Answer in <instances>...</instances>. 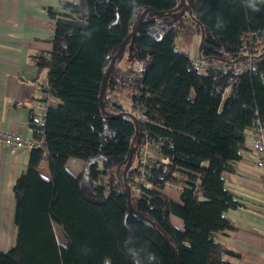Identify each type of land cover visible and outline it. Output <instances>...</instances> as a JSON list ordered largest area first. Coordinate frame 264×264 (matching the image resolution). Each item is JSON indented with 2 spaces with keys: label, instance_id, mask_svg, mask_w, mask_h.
<instances>
[{
  "label": "trees",
  "instance_id": "1",
  "mask_svg": "<svg viewBox=\"0 0 264 264\" xmlns=\"http://www.w3.org/2000/svg\"><path fill=\"white\" fill-rule=\"evenodd\" d=\"M185 1L190 10L176 8L180 0H69L47 8L52 49L35 61L60 103L47 106L43 127L32 125L43 143L29 150L15 180V240L0 251V264H177L163 234L181 264H233L216 237L231 226L227 209L240 205L223 173L233 170L256 119L264 123V3L253 10L251 0ZM148 7L154 10L107 78L103 110L110 59ZM183 28L200 35L205 72L178 49ZM129 49L141 63L132 74L118 64ZM240 64L247 67L237 72ZM118 86H128V107L107 98ZM143 143L157 155L142 173ZM71 157L83 161L78 175L67 167ZM42 161L48 178L39 172ZM126 184L147 219L130 210ZM166 184L180 201L162 192Z\"/></svg>",
  "mask_w": 264,
  "mask_h": 264
},
{
  "label": "crops",
  "instance_id": "2",
  "mask_svg": "<svg viewBox=\"0 0 264 264\" xmlns=\"http://www.w3.org/2000/svg\"><path fill=\"white\" fill-rule=\"evenodd\" d=\"M60 1L69 0H0V131L21 133L33 137L30 125L31 105L44 99L47 105H57L60 100L38 88L47 82V69L35 61L37 54H47L52 49L54 19L47 8L56 7ZM192 34L181 31L177 46L184 52L192 47ZM197 50L193 56L197 55ZM251 132L247 131L245 147L240 158L233 163V170L223 173L225 185L237 196L240 205L229 208L226 215L230 227L217 233L221 245L229 252L224 259L233 264H264V199L259 170L251 150ZM154 150V149H153ZM154 155H157L154 150ZM29 150L11 153L0 143V251L14 245L15 198L13 186L16 178L26 169ZM68 169L78 175L83 161L71 157ZM39 172L49 177L47 163L39 164ZM162 192L180 201L177 189L165 185ZM177 228L183 227L182 219L170 215Z\"/></svg>",
  "mask_w": 264,
  "mask_h": 264
},
{
  "label": "built area",
  "instance_id": "3",
  "mask_svg": "<svg viewBox=\"0 0 264 264\" xmlns=\"http://www.w3.org/2000/svg\"><path fill=\"white\" fill-rule=\"evenodd\" d=\"M185 53L189 54L186 50ZM191 64L193 68L200 72H205L207 70L206 63H203L197 55L190 56ZM247 66L245 64H240L236 67L237 72L245 69ZM38 88L42 91H46V83H41ZM47 102L44 99L36 100L31 105L30 114V125L36 127H43L45 123V115L47 110ZM141 119L144 116L141 115ZM256 126L250 130L251 132V150L255 154L254 163L259 170V177L263 187V199H264V123L259 119H256ZM33 129V128H32ZM0 143L9 148L11 153H16L20 150H30L34 146H39L43 143V140L36 139L34 137H26L21 133L0 131ZM148 143H143L139 153L137 165L141 168L143 173L145 164L150 163L151 156L149 155ZM161 161H166L162 158ZM150 165V164H149ZM264 201V200H263Z\"/></svg>",
  "mask_w": 264,
  "mask_h": 264
},
{
  "label": "water",
  "instance_id": "4",
  "mask_svg": "<svg viewBox=\"0 0 264 264\" xmlns=\"http://www.w3.org/2000/svg\"><path fill=\"white\" fill-rule=\"evenodd\" d=\"M181 6H185L188 10H190V6L188 5V3L185 1V0H180L179 4L177 5L176 8L178 7H181ZM154 9L153 8H145L142 13L140 14L138 20L136 21L135 25L133 26L132 30L126 35V37L123 39L119 49L117 50V52L115 54L112 55L111 59H110V62H109V65L104 73V76H103V80H102V83H101V86H100V94H99V102H100V106L101 108L104 110V107H103V94H104V90H105V87H106V84H107V78L109 76V74L111 73L114 65H115V61L117 59L118 56H120L124 50H125V47H126V44L128 43V41L131 39V37L139 30V28L141 27V24H142V20L143 18L145 17L146 13L148 11H153ZM158 14H164L165 12L164 11H157ZM200 44H201V41H200ZM123 112H118V113H115V114H111V116L113 115H119ZM131 118L133 119L134 123H135V127H136V137L138 138L139 136V131H138V119L136 118V116L134 114H131ZM136 150V145H132V147L130 148V151H129V155H128V159H127V162L124 166V169H123V175L126 174L127 172V169L128 167L130 166L131 162H132V158H133V153L134 151ZM125 192H126V196H127V202H128V206L130 208V210L134 213H137L141 216H143L144 218L147 219L146 216L140 214L131 204V201H130V188L129 186L126 184L125 186ZM164 241L167 243V245L169 246V248L171 249L172 253L174 254L175 258H176V261H177V264H181L180 263V258H179V255L176 251V248L173 246V244L170 242V240L168 239L167 235L163 234L162 235Z\"/></svg>",
  "mask_w": 264,
  "mask_h": 264
},
{
  "label": "rangeland",
  "instance_id": "5",
  "mask_svg": "<svg viewBox=\"0 0 264 264\" xmlns=\"http://www.w3.org/2000/svg\"><path fill=\"white\" fill-rule=\"evenodd\" d=\"M184 33H186V31L188 33L192 34V47L190 50V55L193 56V53L197 50V48L199 47L200 44V35L197 34V32H192L190 30H188L187 28H183L182 30ZM189 52V48L185 47L184 52L185 51ZM118 64L122 66L124 71H129V74L134 73L135 71H137L139 69V67L141 66L140 62H137L134 58V56L132 55L130 49L128 51H126L124 53V55H122L120 57V59L118 60ZM107 98L109 100V102L111 103H117V104H123L124 106L129 105L128 102L130 101V97L128 94V86H118L117 89L108 91L107 93ZM128 107V106H127ZM149 148V155L154 158V150L152 148V146H148ZM165 162V161H164ZM167 185V184H166ZM170 186V185H168ZM55 231L57 234V237L59 239V241H62V235H61V231L59 230V228L57 226H55Z\"/></svg>",
  "mask_w": 264,
  "mask_h": 264
},
{
  "label": "clouds",
  "instance_id": "6",
  "mask_svg": "<svg viewBox=\"0 0 264 264\" xmlns=\"http://www.w3.org/2000/svg\"><path fill=\"white\" fill-rule=\"evenodd\" d=\"M257 3H264V0H251L249 7H251L253 10H258Z\"/></svg>",
  "mask_w": 264,
  "mask_h": 264
}]
</instances>
